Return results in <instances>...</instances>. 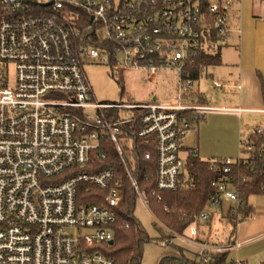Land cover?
<instances>
[{
    "label": "built area",
    "instance_id": "1",
    "mask_svg": "<svg viewBox=\"0 0 264 264\" xmlns=\"http://www.w3.org/2000/svg\"><path fill=\"white\" fill-rule=\"evenodd\" d=\"M239 4L240 0H0V264H114V258L93 247L114 242L123 183L111 168L69 169L104 158L106 139L148 209L123 157L124 145L139 138L156 154L152 194L160 200L162 192L177 189L186 135L210 110L193 97L192 70L202 55L220 51L232 31L240 33L233 27ZM92 62L108 66L112 74L141 69L150 80L160 71H171L175 86L164 101L98 102L83 69ZM213 86L223 84L214 80ZM121 109L132 112L121 116ZM183 111L193 123L180 115ZM134 123L138 128L126 137L127 125ZM252 135L264 136V126H255L250 136L240 139L236 158L207 160L215 174L213 193L186 233L167 229L194 248L204 263L235 246L199 240L196 222L209 220V209L223 208V218L238 214L239 189L253 173ZM150 156L145 153L146 159ZM81 183L107 190L104 205H78ZM261 189L264 192V185ZM68 227L87 231L77 236L67 233Z\"/></svg>",
    "mask_w": 264,
    "mask_h": 264
},
{
    "label": "rangeland",
    "instance_id": "2",
    "mask_svg": "<svg viewBox=\"0 0 264 264\" xmlns=\"http://www.w3.org/2000/svg\"><path fill=\"white\" fill-rule=\"evenodd\" d=\"M236 13L240 16L236 21V28L240 29L239 37L235 32L230 33L227 44L220 47L221 63L210 65L201 71L198 87L205 94L208 104L238 107L241 118L240 134L241 138L245 139L255 126H264V113L241 109V107L251 105L254 94L260 96L259 75H261V67L264 65V0H240ZM83 69L93 90L94 99L98 102L130 104L154 100L164 101L175 86L174 73L166 70L160 71L155 80H150L146 77V72L141 69H125L121 73L114 71L113 75L108 66L98 62L86 63L83 65ZM11 72L10 70V74ZM210 73H213L214 77L222 80L223 83L238 84L239 88L213 87V77ZM196 84L197 82L195 88ZM238 98L241 100L240 103ZM131 112L130 109H121L119 115H129ZM219 112L214 111L212 114L206 112L205 117L200 119L198 124L195 123L198 132L194 129L190 130L184 141L185 148L199 147L198 157L201 160L212 158L205 154L207 153L206 149L215 153L232 149L233 154L227 153V157L236 158L238 156L240 137L233 138L234 135L231 133L232 123L234 122L235 128L237 121L235 119L233 121L230 116L215 115ZM207 117L210 122L205 127L203 125ZM181 155L184 156L183 153ZM248 202L258 208H264V193L250 196ZM134 215L149 236L153 238L152 241L144 245L142 264H157L163 253L174 251L172 245L165 244L178 245L184 248L186 255L189 256L188 248L182 242L166 237L169 234L167 228L155 221L149 212V207L147 209L140 199L136 200ZM260 221L258 216L256 218L250 216L238 228L241 230L254 228V231H259L257 228H259ZM196 224L199 227H207L206 223L202 221H198ZM217 227V223L213 222L212 231ZM225 230L228 232V225ZM86 231L85 228L80 230L66 228L67 233L77 236L86 234ZM169 241L172 242L169 243ZM250 243L251 245H242L243 247L229 252L228 260L236 261L249 250L255 253V250L264 244V236Z\"/></svg>",
    "mask_w": 264,
    "mask_h": 264
},
{
    "label": "trees",
    "instance_id": "3",
    "mask_svg": "<svg viewBox=\"0 0 264 264\" xmlns=\"http://www.w3.org/2000/svg\"><path fill=\"white\" fill-rule=\"evenodd\" d=\"M220 63L219 51L214 55H202L199 65L192 70V77L198 78L203 67L219 65ZM262 89L264 96V87ZM198 101L203 102L204 100L198 98ZM180 115L189 123H193L189 112L183 111ZM129 126L126 127V137L131 136V130H136L139 125L134 123L132 127ZM252 138L256 145L252 162L253 173L251 174V181L239 189L242 203L238 207V214L227 217L232 225L231 236L235 233L237 223L244 221L252 214L253 209L248 202L249 197L264 193L261 189V186L264 185V136L252 135ZM103 142L106 149L104 158H94L90 165L83 168L72 167L69 169L74 172H94L111 168L116 178L123 183V200L116 208L117 216L113 226L114 242L113 244L102 243L93 249L100 250L107 256L114 258V264H142L144 245L152 241L153 238L149 236L134 215L138 196L125 170L124 163L110 142L106 139ZM147 152H150L151 155L148 159L145 158ZM193 152V148L186 149L183 169L179 176L180 186L173 191L162 192L161 199L158 200L152 194L156 186L154 176L156 154L154 148L139 138L133 140L131 146L124 145L123 157L126 167L139 191L147 200L150 212L164 227L178 234H184L187 227L196 221L197 215L207 206L208 199L213 193L211 181L215 174L209 169L208 161L201 160L197 154L193 155ZM106 194L107 190L81 183L77 186L76 202L78 205L103 206ZM166 237L174 238L172 233L167 234ZM229 243H233V240H229ZM165 245H172L174 251L163 253L157 264H234V261L228 260V251L216 253L204 263L200 259L187 256L185 249L178 245Z\"/></svg>",
    "mask_w": 264,
    "mask_h": 264
},
{
    "label": "crops",
    "instance_id": "4",
    "mask_svg": "<svg viewBox=\"0 0 264 264\" xmlns=\"http://www.w3.org/2000/svg\"><path fill=\"white\" fill-rule=\"evenodd\" d=\"M239 18H240V16H239ZM233 27L234 28L237 27V22H234ZM237 35L239 37L240 33H237ZM219 54H220V51H219ZM206 68L207 67L203 68L202 70H204ZM210 74L213 77L212 78V85H213L214 80H218L223 84V86L234 87L237 89L239 88L238 84L223 83L222 80L215 78L213 73H210ZM200 75H201V72L199 73L198 78L195 79V83L197 82V84H196V88H195V84H194L195 95H193V97H195L197 99V102L199 104L210 107V110L207 111V112H209V114H212V112H214V111H220L219 114H215V115L230 116V117H232L233 121L235 119L237 121L236 127L234 128V122H233L232 126H231V133H232V135H234L233 138H236V136H238V138L240 137V139H241L242 135L240 134V128H239L241 118H240V111L239 112L237 111L238 107L224 106V105L216 106V105L208 104V101H207L205 94L203 92H201L199 87H198V85H199L198 81H199ZM259 77H260V81H261L260 96H256V94H254L252 101H251L252 102L251 105L249 107H241V109L244 111L248 110V111H252V112L264 113L261 111L264 109V96H263V89H262L264 87V65L261 67V75H259ZM198 98L202 99L204 101L199 102ZM238 102L239 103L241 102V100H239V98H238ZM209 122H210V119L208 117L205 118V123L203 126L206 127V125H208ZM197 124H198V122H197ZM193 126H194V128H192V129H194L196 132H198V128L195 127V123L193 124ZM192 129H190V130H192ZM190 130H189V132H190ZM251 134H252V130L250 131L248 136H250ZM188 148H193L195 153L197 154V156L199 155V147L198 146L185 148V145L183 144L181 153L184 154V156H183L184 158L186 157V149H188ZM206 152L207 153H205V154L208 156H212V158H225V157H227V155H226L227 153H229V155L233 154L232 149H228V151H226V152L223 151L221 153L210 152L206 149ZM212 158H210V159H212ZM210 159H208V160H210ZM249 204L252 206V209H253L252 214L250 216L252 218H256V216H258L261 220L258 223L259 228H257L259 231H254V228L244 229V230L239 229L238 227L241 225V223H245V221H246V219H245L244 221L239 222L237 224L236 229H235V233L233 236H231L230 233H231L232 225H231V222L228 220V218L222 217L223 208L209 209V211H210L209 220L202 221V222L206 223L207 227H199V225H198L199 240L206 241V242L211 243V244H219V245L227 244V243H229V240H233V243H229V244L235 243L234 248L229 251V252H232V251L238 249L239 247H243L242 245H244V246L245 245H251L250 242L264 236V208H258V207H256V205L254 206L250 202H249ZM149 212H150V210H149ZM150 214L155 219V217L153 216V214L151 212H150ZM155 221L159 222L156 219H155ZM213 222H216L218 227L212 231ZM227 225L229 226L228 232L225 230V227ZM185 233H186V231H185ZM185 246H186V248H188L187 251L190 253V254L188 253L189 256H192V257L195 256L196 257L195 249L188 246V245H185ZM253 252L249 250L245 254L241 255L242 257H240V259H237L236 261H234V264L237 261L242 262L244 264H264V244L261 246V248H258L257 250H255V253H253ZM256 252H258V253H256ZM256 254H259V255L257 256Z\"/></svg>",
    "mask_w": 264,
    "mask_h": 264
},
{
    "label": "water",
    "instance_id": "5",
    "mask_svg": "<svg viewBox=\"0 0 264 264\" xmlns=\"http://www.w3.org/2000/svg\"><path fill=\"white\" fill-rule=\"evenodd\" d=\"M108 243H109V244H113V241H112V240H110Z\"/></svg>",
    "mask_w": 264,
    "mask_h": 264
}]
</instances>
